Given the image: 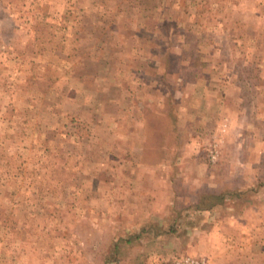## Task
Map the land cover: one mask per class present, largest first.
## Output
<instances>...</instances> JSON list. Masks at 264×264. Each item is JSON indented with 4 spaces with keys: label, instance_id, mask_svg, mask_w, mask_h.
<instances>
[{
    "label": "rangeland",
    "instance_id": "1",
    "mask_svg": "<svg viewBox=\"0 0 264 264\" xmlns=\"http://www.w3.org/2000/svg\"><path fill=\"white\" fill-rule=\"evenodd\" d=\"M187 257L264 264V0H0V264Z\"/></svg>",
    "mask_w": 264,
    "mask_h": 264
},
{
    "label": "trees",
    "instance_id": "2",
    "mask_svg": "<svg viewBox=\"0 0 264 264\" xmlns=\"http://www.w3.org/2000/svg\"><path fill=\"white\" fill-rule=\"evenodd\" d=\"M211 197L213 198L214 200V203H219V202H222L223 201V196L222 195H219V194H212ZM200 202V201H198ZM208 205H204V203H198L196 205V208H207ZM209 208V207H208Z\"/></svg>",
    "mask_w": 264,
    "mask_h": 264
},
{
    "label": "built area",
    "instance_id": "3",
    "mask_svg": "<svg viewBox=\"0 0 264 264\" xmlns=\"http://www.w3.org/2000/svg\"><path fill=\"white\" fill-rule=\"evenodd\" d=\"M176 264H198V261L191 259L189 257L178 260Z\"/></svg>",
    "mask_w": 264,
    "mask_h": 264
}]
</instances>
